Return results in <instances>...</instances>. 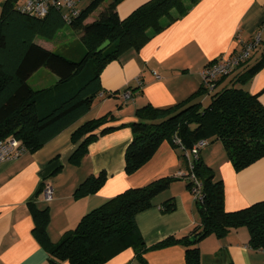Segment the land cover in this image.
<instances>
[{
  "label": "trees",
  "instance_id": "trees-1",
  "mask_svg": "<svg viewBox=\"0 0 264 264\" xmlns=\"http://www.w3.org/2000/svg\"><path fill=\"white\" fill-rule=\"evenodd\" d=\"M123 1L89 0L84 9H79V16L68 25L77 32L79 45L66 50L64 55L34 43L36 38L54 39L64 26L60 12L50 11L40 19L19 13L16 9L18 0L2 3L0 141L12 137L23 145L26 152L34 153L41 149L90 110L94 100L103 93L100 75L108 64L117 61L128 50L139 51L152 36L184 17L197 2L189 0L190 7H187L182 0H149L120 19L116 8ZM97 10H101L98 18L85 24ZM172 11L175 16L171 15ZM162 19L167 20L165 25L161 23ZM104 42H108V46L95 53ZM263 68L264 54L236 74L230 80V86L215 92L217 81L227 77L219 78L211 91L201 86L189 98L173 106L154 108L146 105L135 111V120L127 125L104 127L113 120L110 113L90 120L71 134L70 142L75 149L68 162L78 165L91 143L103 135L128 127L132 137L123 157L126 175L135 173L147 163L163 142H169L178 149L174 139L179 140L185 152L198 142H205L207 146L219 141L234 171L240 172L264 158V106L257 95L248 94L235 85L246 83ZM39 69L50 71L57 78L56 83L40 90L30 88L27 81ZM205 93L209 95V103L202 107L194 99ZM179 159L186 169L184 154L180 153ZM192 174L201 185V200L195 202L199 226L187 237L170 236L150 249L181 246L184 249L182 264H202L197 246L201 240L211 235L223 238L231 230L245 228L249 235L248 247L264 251V201L226 212L223 183L215 179L213 171L200 157L193 163ZM176 180L179 179H156L107 200L86 214L57 243H51L46 234L47 210H38L31 205L32 233L51 264H105L127 249L134 252L141 264H147L143 257L146 249L135 217L152 207L153 199ZM105 181L103 172L90 176L76 189L74 197L95 194ZM191 186L192 183L187 181L186 189L190 191ZM175 209L174 198L164 201L160 207L165 214Z\"/></svg>",
  "mask_w": 264,
  "mask_h": 264
},
{
  "label": "crops",
  "instance_id": "crops-1",
  "mask_svg": "<svg viewBox=\"0 0 264 264\" xmlns=\"http://www.w3.org/2000/svg\"><path fill=\"white\" fill-rule=\"evenodd\" d=\"M4 1L0 0V12ZM23 1L18 0L17 6ZM82 1L77 2L79 9H82ZM147 1L124 0L116 8L118 17L126 18ZM182 2L190 7L189 0ZM171 15L176 13L172 11ZM91 21L89 17L85 24ZM166 22V19L161 20L163 25ZM263 22L264 0H197L184 17L160 34L151 35L139 51L128 50L105 67L100 75L103 93L98 95L85 115L38 151L26 152L16 161L0 163V264H51L32 233L34 224L29 206L47 210L46 234L51 243H57L86 214L107 200L128 189L143 187L163 176L174 177L180 172L181 151L169 142H163L147 163L135 173L126 175L123 157L132 137L128 127L103 135L91 143L76 166L68 162L75 149L70 137L84 123L109 113L113 120L104 127H117L133 122L135 111L146 105L166 108L186 100L201 88L204 67L239 52ZM49 42L40 38L34 41L41 48L52 51L54 47ZM262 54L264 42L245 65L231 76L217 81L215 92L230 86V80ZM153 73L159 78L156 79ZM235 87L257 95L264 106V68L246 83ZM125 89L130 92L137 90L132 92L131 99L125 100L122 97ZM194 102L206 107L209 95H200ZM199 157L213 171L215 179L223 183L226 212L264 201V158L235 172L219 141L204 147ZM101 172L106 174V181L95 194L74 197L76 189L87 178ZM44 185H50L53 191L52 200L48 203L41 197ZM171 195L176 204L172 213L161 212L165 199L159 195L153 199L152 207L135 217L146 249L143 257L147 264H182L183 247L150 248L170 236L187 237L199 226V214L191 196L183 188ZM248 239L245 228L231 230L223 238L212 235L204 238L197 245L201 263L264 264V251L249 248ZM105 264L141 263L134 252L127 249Z\"/></svg>",
  "mask_w": 264,
  "mask_h": 264
},
{
  "label": "built area",
  "instance_id": "built-area-1",
  "mask_svg": "<svg viewBox=\"0 0 264 264\" xmlns=\"http://www.w3.org/2000/svg\"><path fill=\"white\" fill-rule=\"evenodd\" d=\"M78 0H24L21 5L16 7L17 11L23 15L34 18H44L48 12H60L61 19L65 25L79 16L80 10L77 7ZM264 42V22L258 31L254 33L252 39L243 44L239 52L233 53L220 61L204 67L201 72L202 87L206 90H212L214 83L219 78L231 76L238 67L248 61L255 49ZM154 77H159L153 73ZM131 92L125 91L122 94L123 99H131ZM173 143L178 146V150L184 154L186 160V169L178 172L174 178L187 179L192 183L190 192L194 196V201L201 200V185L192 174L193 163L198 159L199 152L206 146L205 142H198L190 151H183L178 139H174ZM26 153L23 145L12 137L0 141V163L16 161ZM52 188L50 185H44L41 190V197L44 202L52 200Z\"/></svg>",
  "mask_w": 264,
  "mask_h": 264
},
{
  "label": "rangeland",
  "instance_id": "rangeland-1",
  "mask_svg": "<svg viewBox=\"0 0 264 264\" xmlns=\"http://www.w3.org/2000/svg\"><path fill=\"white\" fill-rule=\"evenodd\" d=\"M87 3H89V0H83L80 3V6L84 9L88 5ZM105 5H107V3L103 4L101 6V8H104ZM100 12H101V10L95 11L90 16V18L92 20H96L98 18V15ZM78 40H79V38H78L77 32L72 31L68 25L64 24L63 28L61 30H59V32L56 34L54 39L51 40L49 43H51V46L54 47V49L52 51H54L55 53L64 55L66 50H73L74 48L78 47V45H79ZM56 81H57V78L50 71H48L46 69H39L37 72H35L29 78V80L27 81V84L33 90H40V89L49 88V87L53 86L56 83ZM214 143H211L207 146H211ZM180 162H181V166H182L181 171H184L185 165L182 162V160H180ZM170 177H172V176H170ZM170 177L169 176H163L161 178H170ZM157 179H160V178H157ZM187 181H188L187 179H179V180L173 181L169 185L168 189L161 193L163 195L159 194L161 196L160 198H164L165 199L164 201H166V200L172 198L171 193H178L179 189L183 188L189 194V196H191L192 202L195 203V201H194L195 199H194L193 194H191V192L188 189H186Z\"/></svg>",
  "mask_w": 264,
  "mask_h": 264
},
{
  "label": "water",
  "instance_id": "water-1",
  "mask_svg": "<svg viewBox=\"0 0 264 264\" xmlns=\"http://www.w3.org/2000/svg\"><path fill=\"white\" fill-rule=\"evenodd\" d=\"M107 46H108V42H104L101 46H99V47L97 48V50L95 51V53H99V52H101V51L104 50Z\"/></svg>",
  "mask_w": 264,
  "mask_h": 264
}]
</instances>
